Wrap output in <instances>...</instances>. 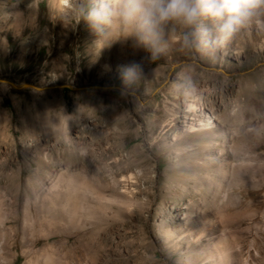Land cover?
<instances>
[{
	"label": "rangeland",
	"instance_id": "1",
	"mask_svg": "<svg viewBox=\"0 0 264 264\" xmlns=\"http://www.w3.org/2000/svg\"><path fill=\"white\" fill-rule=\"evenodd\" d=\"M91 2L0 0V81L60 86L0 82V264H212L222 240L228 264H264V14L215 55L200 39L215 41L213 22L191 47L169 23L153 60L118 20L85 23ZM132 62L128 93L111 88ZM188 75L186 98L175 85ZM194 96L221 116L222 154L197 149ZM202 214L216 224L196 242L187 225Z\"/></svg>",
	"mask_w": 264,
	"mask_h": 264
},
{
	"label": "clouds",
	"instance_id": "2",
	"mask_svg": "<svg viewBox=\"0 0 264 264\" xmlns=\"http://www.w3.org/2000/svg\"><path fill=\"white\" fill-rule=\"evenodd\" d=\"M261 14H264V0H92L82 19L91 28L101 31V25H112L118 20L155 60L164 50L163 27L169 23L187 30L181 40L185 47H191L195 38L192 30L199 21L203 18L213 22L218 27L215 41L208 40L203 30L200 39L206 46L203 49L206 54L215 55V51L208 49L222 48L235 32L247 27ZM118 71L124 92L137 81L142 67L132 62L120 66ZM175 88L186 98L197 91L191 75L180 80Z\"/></svg>",
	"mask_w": 264,
	"mask_h": 264
},
{
	"label": "bare ground",
	"instance_id": "3",
	"mask_svg": "<svg viewBox=\"0 0 264 264\" xmlns=\"http://www.w3.org/2000/svg\"><path fill=\"white\" fill-rule=\"evenodd\" d=\"M55 2L59 7L63 8L65 6V3L68 2V0H55ZM56 87H59V86H56ZM208 111L209 110L206 108V106L204 104H202L200 99L197 96L196 97L194 96L191 103H189L187 105V112L191 113V116H193L191 123H188L187 127L189 129V132L192 133L191 136H202L200 141H201V143H205V145H199L197 147L200 154L205 155L204 152H206V150L208 148H209V150L218 149L219 154H222L223 150H221L220 145L218 144V141H220V139L223 137L224 133L228 134V132L227 133L225 132L223 124H221V122H220L221 116H217V114H215L214 112L212 113V115H210V113H208ZM175 138H176L178 143L181 141L180 135H176ZM202 213H204V212H202ZM202 216L203 217L201 220H198V221L193 220V222L190 221L189 225H187L188 226L187 230L189 231L188 233L191 235L190 237H192L193 240L196 242L202 240L201 238L204 236L205 232L208 229H212L213 225L216 224L214 222L212 224L211 223L212 221H210V219H208L206 215L202 214ZM233 217L234 216L232 214L224 212L221 215V220L224 222V221H228V220L232 219ZM214 229H215V227H214ZM211 235L214 236L213 234H211ZM177 238H178V236H177ZM219 242H217L216 244L215 243L212 244L210 246V249H207L210 252L206 253V257L207 258H214L213 263L210 261L212 264H228L229 259H230V251L232 249V245H231L232 243H227L223 240H222V242H220V243ZM207 248H208V246H207ZM58 256H60V255H58ZM53 259H54V255H48L47 254L45 256V258L43 259L42 264H53ZM34 262L31 261L32 264H38V262H35V263Z\"/></svg>",
	"mask_w": 264,
	"mask_h": 264
},
{
	"label": "water",
	"instance_id": "4",
	"mask_svg": "<svg viewBox=\"0 0 264 264\" xmlns=\"http://www.w3.org/2000/svg\"><path fill=\"white\" fill-rule=\"evenodd\" d=\"M0 82L7 83V84L11 85L12 87H14L15 89H18V90L30 88V89H34L36 91H44L46 89L56 88V86H52V87H38V86H35V85L31 84V83H25L23 85H16V84H14L12 82H9V81L1 80ZM61 87H68L69 89H72V90H75V91H84V90H88V89H102V88H104V87H101V86L76 88V87L68 86V85H64V86H61ZM111 88H114V89L122 91V88H120V87H111ZM124 92L128 93L126 90Z\"/></svg>",
	"mask_w": 264,
	"mask_h": 264
}]
</instances>
